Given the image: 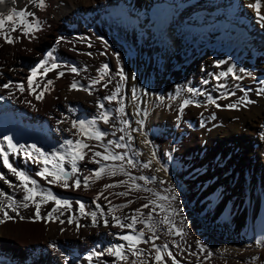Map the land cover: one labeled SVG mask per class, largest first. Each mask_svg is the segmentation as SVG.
<instances>
[{
  "label": "bare ground",
  "instance_id": "1",
  "mask_svg": "<svg viewBox=\"0 0 264 264\" xmlns=\"http://www.w3.org/2000/svg\"><path fill=\"white\" fill-rule=\"evenodd\" d=\"M26 2L27 0H15V3L0 5V14H7L14 7L23 8ZM46 3L47 7L43 10L28 6L36 12L37 18L43 26L42 30L36 33L37 39L21 38L19 42L12 45L4 44L3 40H0V45H3L0 47V72L3 73L0 75V85L9 81L13 82V87L8 89L0 87V97H2L0 98V139L6 136L10 129L26 128L41 136L42 141L36 146L44 152L62 151L60 145L65 140L78 138L76 135L78 129L72 128L73 121H90L96 119L100 111L109 110L111 113L110 124L106 125L98 119L97 124L102 130L110 133L104 138L105 142L108 139L116 141L119 136H125V140L120 142L127 144L128 147L115 149V151L126 152L128 158L134 157L137 167L132 168L126 162H124V166L132 177L137 178L136 183L140 184L142 188L139 191L133 189L128 197L109 195V193L127 190L132 183L130 177L124 173H118L116 176H104L95 183L90 180L89 187L85 188L83 177L99 167V165L87 161L78 164L80 172L76 175L81 177L79 189L73 187L65 189L57 185H49L41 177L36 176L43 164L34 163L33 160L26 159L24 155L25 151H32L34 157L38 155L30 148L32 144L21 143L20 145H24L25 149H18L16 153L10 152L9 162L17 169H23L37 179L42 188L50 189L59 198L71 201L73 206L68 210L61 209L64 211V215L60 216V219L65 221L63 226H60L58 221L19 219L16 213L9 211V214L15 218L0 223V264H89L85 259L89 253L104 251L117 244L126 245L127 242L122 240L121 236L131 230L113 226L109 215L111 206L102 198L95 200V197L103 189V185L107 183L120 180L127 182L104 192L112 205L123 204L129 199L135 201L127 208L114 210V214L117 216H131L133 210L140 207L142 203L154 200V206L162 205L164 211L168 210L175 216L185 218L190 185L188 183L179 184L177 183L179 180L174 182L169 179L165 172L168 165L161 166L159 162L165 156L174 155L171 151L178 139H173L170 132L174 130L175 124L186 115L194 114L192 111L195 108L192 104L186 106L182 113L179 110L180 105L185 99L197 102L202 101V97L205 95L208 101L209 97L215 99L214 97L218 96L216 98L218 99L221 96L220 92L223 93L222 96L227 95L228 92L220 91L221 84L226 87L229 85L234 91L235 89L232 88L231 83L228 84L229 80L226 79L231 73L226 77H220L222 80H218L219 82L216 83L210 78L218 76L221 72H228L229 68L233 70L239 67L246 53L261 49L263 47L261 44L264 42L262 22L257 18L255 9L248 6L255 3V0H46ZM260 4V12L264 15V0H260ZM187 8H190L189 13L185 12ZM181 15L189 19L187 24L180 27V30L174 29V36H177L173 37L175 46L172 54L170 43L164 42L167 40L165 28L168 23L174 22L175 18ZM17 34L13 33V36ZM61 37L64 40L57 44V40ZM101 37L103 41H107V44L99 39ZM89 38L92 40L89 41ZM159 40L162 41L161 44ZM189 41L191 42L189 43ZM89 43L92 45L91 47H89ZM47 45L50 47H46ZM49 51L53 52L55 62L61 65L59 71H64L65 75L56 79L54 71L49 72L46 78L38 76L37 80L41 82V87L46 79H53L54 86L50 92L45 93L42 100H36L35 96L30 95L27 91L21 93L15 84L23 82L27 88V77L30 75V70L41 60L47 59L46 54ZM216 61H225V63L216 65ZM104 64L109 66V74L94 86L91 95L83 89L70 88L74 78L84 87H88L91 80L100 75L98 70ZM261 65L264 67V62ZM69 66H76L79 69L78 74L67 71ZM161 66H164L163 70L159 69ZM121 67L128 77L127 81L122 83L116 76ZM237 70L240 71L239 68ZM110 79L112 83L104 88L102 85ZM117 83L121 84L118 99L112 102L104 101L103 97L115 91ZM233 85L236 87L235 84ZM237 86L239 87V85ZM133 88L137 91V98L132 95ZM189 88L194 91L189 92ZM231 97L234 96L231 95ZM256 100H259L257 101L258 105H255ZM26 101H31V104L35 105V109ZM100 102L104 103L105 109L99 108ZM121 103L124 105L123 114L115 111ZM137 107L140 109V114H137ZM158 112H161L162 118L155 120V115ZM238 112L240 114L236 115ZM219 114L223 115L226 126L210 132L203 129L202 132L198 131L199 133L193 134L189 138L186 137V140L182 141L181 155L178 156V159L182 162L189 161L192 158L190 152L207 142L213 148L211 155L218 156L219 162L211 167L209 172L211 177L216 179V188L225 191V197L221 200V204L228 205L232 200L244 203L246 200L244 187L247 185L250 187V182L259 185V181H261L257 177V182L254 181L253 172H256L257 175L264 173V157L258 160L252 156V153L246 152L249 139L245 136V129L256 126V122H260V119L264 117V97L254 99L248 106H243L241 111H223ZM122 119H127L130 126L123 125L120 122ZM140 120L144 121L142 127L137 123ZM182 122L186 123L187 121ZM113 124L115 127H112ZM119 128H125V131H118ZM133 129L140 130L133 131ZM112 132H115V135H111ZM237 132L242 133V137L237 138ZM129 134L132 139L128 138ZM146 140L150 143H145ZM85 142L90 145L98 143L95 140L87 139ZM237 144L242 147L241 150L236 149ZM95 150L103 151L99 147ZM5 151H9L6 142ZM153 151H155V157L152 155ZM211 155L209 158L212 159ZM90 156L91 153H89ZM149 160H151V166L143 168L142 164ZM206 162V164H210L208 160ZM105 163L119 164L122 162L106 161ZM65 168L68 171L71 170L67 162H65ZM157 169L160 170L157 171ZM0 173H3L6 179L12 182V185L19 184L15 176L4 167L2 156H0ZM140 176H146L148 180H139ZM152 177L155 179L153 180ZM69 183L71 184L72 180H69ZM144 189H151V191ZM161 189L164 192H161ZM169 189H174L176 200H171L173 193ZM0 191L11 196L17 204L22 201L24 196L19 188L10 186L2 180H0ZM164 196L169 199L160 198ZM145 197L147 199H144ZM0 199L3 198L0 197ZM76 201L82 202L87 211H97L100 221L97 226H91L90 217L80 215L79 205L76 204ZM28 203L30 207L28 209L20 208L19 215L24 217L34 215V206L30 201ZM97 204L104 209L105 217L110 221L108 227L103 224L105 217L99 216ZM53 206V201L43 205L41 216H45ZM143 211L146 214L148 210ZM163 213L160 207H157L156 213L153 214V222L158 235L165 230V225L159 223L163 218ZM69 216H73L75 220L79 221L81 225L79 231L76 230L75 223H67ZM186 225L189 226V223ZM136 228L145 231V239L152 235L142 224H137ZM160 238L155 243L158 245L167 243L168 250L171 251L175 240H171L165 235L163 239ZM199 238L201 237L199 236ZM227 240L224 238V243H221V246L226 250L228 246L232 244L235 246L237 242L228 244L231 242L227 243ZM151 244V241L148 244L141 243L139 247L154 253L155 250L152 249ZM234 246H230L229 248L233 250H229L236 258ZM216 250L218 249L216 248ZM251 251L253 252L252 248ZM182 254L185 256V251ZM128 255L127 264H132L133 260L136 261V264H140L141 261L143 264H156L153 257L149 256L147 252L139 258L132 256L131 253ZM173 255L179 262L191 259L193 263L203 264L207 260L204 259L205 255H190L188 258L176 256L177 254ZM235 258L231 259L232 261L210 259L208 264H237ZM165 259L167 264H172L171 258L165 255ZM91 264H122V262L105 253L98 260L94 258Z\"/></svg>",
  "mask_w": 264,
  "mask_h": 264
},
{
  "label": "snow or ice",
  "instance_id": "2",
  "mask_svg": "<svg viewBox=\"0 0 264 264\" xmlns=\"http://www.w3.org/2000/svg\"><path fill=\"white\" fill-rule=\"evenodd\" d=\"M6 3H15V0H0V5H4ZM29 5L41 10L47 7L46 0H27L26 5L23 8L17 9L14 7L7 14H0V40H3L4 44H15L19 42L21 38H27L29 40L37 39L36 33L41 31L43 26L40 20L37 18L36 12L32 11L28 7ZM248 6L255 9L257 18L262 22L261 27H264V15H262L260 12V0H255V3L250 4ZM6 25L8 26L6 27ZM13 33L18 34L13 36ZM99 39L103 41L102 37ZM63 40V37L59 38L57 40V44L61 43ZM103 42L107 44V41ZM2 46L3 45H0V47ZM91 46L92 45L89 43V47ZM88 55H91V53H88ZM46 56L47 59L41 60L35 67L30 70V75L27 77V88L25 87V84L23 82L15 84V87L21 93L27 91L30 95H34L36 100H42L44 98L45 93L50 92L54 86L53 79H46L44 80L43 86L41 87V82L37 80L38 76L46 78L49 72L54 71L56 73V79H59L65 75L64 71H59L61 65L55 62L53 52H47ZM223 63H225V61H216L217 65ZM67 71L78 74L79 69L76 66H69L67 68ZM98 71L100 75L97 78L92 79L91 84L88 87H84L80 84L78 80L74 78L72 80V83L70 84V88H80L84 91H87L91 95L92 91L94 90V86L103 81L105 79V76L109 74V66L107 64H104L102 68ZM240 71L244 72L245 70L241 69ZM231 72L232 68H229L228 72H221L219 76L216 77V79L219 80L220 77H226ZM2 74L3 73L0 72V75ZM116 76L119 77L121 83L126 82L128 79L122 67L116 73ZM241 78L242 77H236V79ZM132 79H135V77H132ZM111 83L112 80L110 79L102 86L104 88H107L108 85ZM0 87L8 89L10 87H13V82L9 81L8 83L0 85ZM220 87H224V85L221 84ZM120 88L121 84L117 83L115 91H112L111 94L104 96L103 100L108 102L116 101L120 93ZM37 89H39V91H37ZM188 91L193 92L194 90L189 88ZM257 94L264 95V88L260 89ZM9 95L11 96V93ZM132 95L134 98H137V91L135 88H133L132 90ZM231 95H234V93L227 94V96ZM227 96H225L224 98H227ZM160 99L162 100L163 98ZM26 103H29L35 109V105L31 104V101H26ZM192 103L193 100L185 99L180 105V112L182 113L183 109ZM208 103L215 105V107L217 108L221 107V105L217 103L216 99H213L211 97H209ZM248 103H251V101L242 98L241 101H239L238 103L224 105V107L235 109L238 108L240 104H244L245 106H247ZM197 106L199 105L197 104ZM99 108L105 109V105L103 102L99 103ZM115 111L123 114L124 105L121 103L120 107ZM137 114H140L139 107H137ZM110 115L111 113L109 110H103L98 113V117L96 119H92L90 121H73L72 128L78 129V133L76 134L78 138L75 140H65L60 145V149H62V151H53L51 153H46L42 149L38 148L35 144L31 145L30 148L34 150V152L38 155L34 157L32 151H25L24 155L26 159L33 160L34 163L43 164L42 169L36 173V176L41 177L49 185H57L65 189L70 187L79 189L81 187V177L76 175L80 172L78 164L79 162L87 161L88 163L99 165V167L91 170L89 175L83 177V186L85 188L89 187L90 180L95 183L96 181L101 180L104 176H116L118 173H124L126 176L130 177L132 183L128 186L127 190L117 193H109V195H116L118 197H128L133 189H135L136 191L141 190L142 186L136 183L137 178L132 177L131 173L127 171L124 166V162H126V164L132 168L137 167V163L135 162L134 157L128 158V154L126 152L122 153L115 151V149H123L128 147L127 144L120 142L125 140V136H119L118 140L116 141L108 139L105 142L104 138L110 135V133L108 131L102 130L97 124V119L103 121V123L106 125L110 124ZM214 118L215 117L213 114V119ZM120 122L123 125L130 126V122L127 119H122ZM137 123L142 127L144 121L140 120L137 121ZM112 127H115V125L113 124ZM139 130L140 129H133V131ZM118 131L124 132L125 128H119ZM111 135H115V132H112ZM128 138L132 139L130 134ZM85 139L95 140L98 143L95 145H90L89 143L85 142ZM5 142L9 151H5ZM144 142L150 143L147 140ZM97 147L102 148L103 151H96L95 149ZM18 149L24 150L25 146L17 145L13 142V138L10 136H4L2 139H0V156H2L3 165L13 174V176H15L16 180L19 181V184L12 185V182L7 180L3 173H0V180L4 181L10 186L19 188L24 193L22 201L17 204V202L11 196H8L6 193L0 191V197L3 198L0 199V223H5L6 221H10L15 218L9 214V211H11L12 213H16L19 216V219H44L51 222L58 221L60 224H64L65 221L60 219V216L64 215V211H61V209H71L73 206L72 202L67 199L59 198L50 189L42 188L40 186V182L37 179L33 178L31 175H29L25 170L17 169L16 167H14L12 163L9 162V153H16ZM89 153H91L90 157ZM152 155L153 157H155V151H153ZM106 161H120L122 163H105ZM65 162L70 165V171L66 170ZM49 165H51V167H49ZM150 166L151 160L142 164L143 168H149ZM159 170L160 169H157V171ZM73 177H75V179H73ZM138 179L148 180V177L140 176ZM152 179L154 180L155 177H152ZM69 180H72L71 184L69 183ZM126 183V181L120 180L119 182L104 184L103 189L95 197V200H100L102 198L106 200L111 206L109 210V215L111 216V222H113V226L121 229L131 230L121 236V239L126 241L127 244H117L105 249L104 251H93L89 253L85 257V259L89 262V264H91L94 258H97L98 260L100 257L104 256L105 253H107L109 256L115 257L116 260L122 262V264H127V262L129 261L128 253H131L132 256L139 258L147 252L149 256L153 257L156 264H167L165 255L171 258L172 264H179V261L173 255L172 251L168 250L169 246L167 243H164L163 245H158L155 243L156 240L160 239V236L156 232V225L153 222V214L156 213L157 207H160V210L164 211L162 205L154 206V200H147L146 203H142L140 207L134 209L133 214L131 216H117L114 214V210L127 208L135 201L129 199L123 204L112 205V202L108 200V197L104 195V192ZM161 183H164V181H161ZM144 190L151 191V189ZM169 191L173 193L171 196V200H176L177 196L175 194L174 189H169ZM37 197H39V199H37ZM160 198L163 200L169 199V197L167 196ZM137 199H140V197H137ZM144 199L147 198L145 197ZM28 201H30L34 206V215L32 217H24L22 215H19L20 208L28 209L30 207ZM49 201H53L54 206L51 208L50 211L46 213L45 216L42 217L41 208L43 205L48 204ZM76 204L79 205L80 215L90 217L91 226H97L100 222L98 219L97 211H87L85 205L80 201H76ZM96 207L97 209H99V216L105 217L104 209L101 208L99 204H97ZM143 210L148 211L145 214ZM173 212H175V210H173ZM57 213L58 215H56ZM67 223H75L77 231H79L81 227L79 221L75 220L73 216H69L67 218ZM109 223V219L105 217L103 219L104 226L108 227ZM159 223L161 225H169V227L167 228V232L169 234H174L177 236H182L184 234L183 227H178L177 224L173 222L168 215H165L159 221ZM137 224L144 225V227L147 228L148 231L152 233V235L148 236V238L145 239V231L143 229L137 230ZM182 224L183 221H181V225ZM61 231H63V229H61ZM150 241L152 242V249L155 250L154 253H152L148 249H142L139 247L141 243L148 244ZM197 245L199 246L201 252L206 251V246L202 242L197 241ZM193 255H196V253H193ZM211 255V252H207L204 259H209ZM132 264H136V261L133 260ZM140 264H143V261H141Z\"/></svg>",
  "mask_w": 264,
  "mask_h": 264
},
{
  "label": "rangeland",
  "instance_id": "3",
  "mask_svg": "<svg viewBox=\"0 0 264 264\" xmlns=\"http://www.w3.org/2000/svg\"><path fill=\"white\" fill-rule=\"evenodd\" d=\"M220 14H221V12H220ZM176 36H173V37L175 38ZM91 40L92 39L89 38V41H91ZM190 42L191 41H189V43ZM263 43L261 44V45H263V47L261 46L262 47L261 49L251 51V52H247L246 55L244 56V58H242V61H241L242 64L240 63V66L234 68L232 70L233 73L231 72V74L228 76V78L226 77L227 81L229 80L228 84L231 83L230 85L235 90L233 91V89H231V87H229V85H227V87L224 85L225 87H223V88L220 87V91H223L224 93L225 92L226 93L227 92L228 93L234 92V95H233L234 97L227 96L226 94H224L222 96L223 93L220 92L219 95L221 94V96H219L218 99H216L218 96L214 97L216 99L217 103L222 106L220 108H217L214 105L207 103L208 101L205 98V95H204V97H202V101L196 102V100H194L192 103V106L195 108V110L192 111L194 114L191 116L186 115L187 118L184 117V118L180 119L178 121L179 123L177 122L176 123L177 125L175 124L176 128L174 127V130H172V132H170V133H172L173 139H178V140H176L177 143L174 146L175 148L173 147L172 148L173 151H171L174 155L165 156V158L162 159L163 161L162 160L159 161L160 165L161 166L168 165V166H166L167 169L165 168V172H167L166 174H167V176H169V179H171L174 182H177L179 180L177 182L179 184L188 183L190 185L189 191H188V192H190V195H189V201H188L187 209H186L187 210V216L185 218H183L184 220L178 216H175L173 213H171L168 210L163 211L164 212L163 217L165 215H168L169 218L173 222H175L178 227L184 228L183 229L184 234L182 236H178V238H177V235L167 233L166 230L169 227V225H165V230L161 231V234H162V235L160 234L161 236L159 235L160 237H162V239L164 238V235H165V236L171 238V240H175L173 242L176 245L174 243L172 244L174 250L171 249V251L173 250L172 253L175 255L177 254L176 256H179V255L183 256L184 254H182V253H184V251H185V256H183V257H187V258L190 255L192 256L193 253H196L197 255H206L207 254L206 251L205 252L199 251L200 248L197 245V241H199V242H202L205 246L208 245L206 247L207 252L212 251L211 257L206 260L207 263L205 261V262H203V264H208V262L213 260V259H218V260L221 259V261L222 260L232 261L233 258H235V255L232 254L233 252L231 250H233V249H231L229 247L234 246L232 244V242L235 243L237 241L235 246H234L236 248L235 251H236L237 256L235 259L237 261V264H264V173L257 175L256 172L255 173L253 172L254 181L256 180V182H257L256 177L259 178L261 181H259V185H257L256 183L250 182V184H249L250 187L248 185H247L248 188H246L247 186L244 187L246 189L245 190L246 200L244 203L239 202L238 200H232L228 205H222L221 200L225 197V191L221 190L219 188H216V186H215L216 179L211 177L210 172H209L211 167H214L217 164V162H219L218 156L211 155V151L213 150L212 146L209 145L207 142H204L203 144H201L199 146L198 149L190 152L192 158H190L189 161L182 162L178 159V156L181 155L180 150H181L182 144H183L182 141H185L186 137L189 138L193 134L199 133L200 131L202 132L203 129H204V131L208 130V132H210V131L217 130L219 127L224 128L226 126V122L224 121V119L222 117L223 115L222 114L220 115L219 113H222L223 111H232V110L241 111L243 106L246 107L244 104H240L238 108L231 109V108L223 107V105L238 103L239 101H241L242 98H245L248 101H251V103H252L254 101V99L264 97V95H258L257 94L260 89L264 88V67L261 65L262 62H264V44ZM46 47H50V46L47 45ZM229 51L231 52V50H229ZM173 52L174 51L172 49V54H173ZM242 67L245 70L244 72L237 70L238 68L241 70ZM159 69L163 70L164 66L163 67L161 66ZM216 76L217 75H215L214 77L216 78ZM214 77L210 78V80H213L215 83L222 80V79H219V81H218ZM236 77H242V78L236 79ZM232 83L235 84L236 87H233L234 85ZM237 85H239V87ZM239 88H240V90H239ZM221 89H223V90H221ZM237 89H238V91H236ZM240 94H242V95H240ZM225 96H227V98L224 99ZM221 98H223V99H221ZM230 100H231V102H230ZM232 100H234V101H232ZM228 101H229V103H228ZM257 101H259V100L255 101V105H258ZM199 102L200 103L202 102V103L200 104ZM204 102H206V103H204ZM196 103L197 104L199 103L200 105L198 104L199 106H197ZM251 103H248V104H251ZM248 104H247V106H248ZM196 110H198L197 111L198 113L196 112ZM156 114L157 115H155V120L162 118L161 112L160 113L158 112ZM213 114L215 117L214 119H213ZM238 114H240V113L239 112L236 113V115H238ZM235 118H236V116H235ZM184 120H185V122L186 121L187 122L186 123L182 122ZM245 131H246L245 136L249 139V143L246 146V152L248 154L252 153V156L258 160L263 159V157H264V117L260 119V122H256V126H250V127L246 128ZM242 135L243 134L240 132L236 133L237 138L242 137ZM233 144H236V142H233ZM236 149L241 150L242 147L237 144ZM177 153H179V154H177ZM210 155L213 157L212 159L209 158ZM207 160L210 162V164L209 163L206 164ZM161 170H162L161 172H163V169H161ZM178 176L180 177V179ZM251 178H252V176H251ZM209 190H210V192H209ZM161 192H164V190L161 189ZM219 215H221V216H219ZM219 219H221V220H219ZM181 220L185 221V222H183V224L184 223L185 224L184 225L182 224L183 226L180 223ZM186 223L187 224L189 223V226H191V227L186 225ZM59 225L63 226L60 223H59ZM187 228H188V230H187ZM199 230H201V231H199ZM189 234L191 237L189 236ZM199 236L202 239L199 238ZM224 238L226 240L228 239L227 243H228V241L231 242L228 244H232V245L228 246L227 250H226V248H223V246H221V243H224V241H223ZM185 240H187V241H185ZM176 241L179 244H177ZM190 243H192L191 247H189ZM210 244H211V246H210ZM243 244H244V246H243ZM177 245H181V246H179L180 248ZM212 245H214V246H212ZM208 247L211 249H209ZM214 247H216L218 250H216V248H214ZM237 247H239V249H237ZM251 248L253 249L254 253L251 251ZM254 248L259 249V250H255ZM175 249H177V251H175ZM229 249H231V250H229ZM239 250H240V252H239ZM256 252H258V253H256ZM186 253H189L190 255H188ZM193 256H195V255H193ZM214 257H216V258H214ZM190 260L191 259H186L184 261L179 262V264H196V263H193L192 260L191 261Z\"/></svg>",
  "mask_w": 264,
  "mask_h": 264
}]
</instances>
